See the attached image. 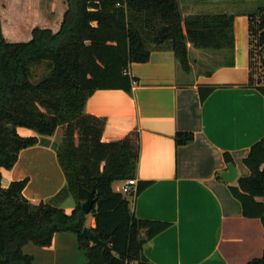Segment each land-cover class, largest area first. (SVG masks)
Returning <instances> with one entry per match:
<instances>
[{
  "label": "trees",
  "instance_id": "1",
  "mask_svg": "<svg viewBox=\"0 0 264 264\" xmlns=\"http://www.w3.org/2000/svg\"><path fill=\"white\" fill-rule=\"evenodd\" d=\"M66 7L55 33L34 27L29 41L8 43L0 30V178L20 151L39 142L18 135L17 128L45 137L61 129L54 148L65 186L58 197L72 198L75 206L67 214L49 203L29 202L22 195L25 180L0 185V264H34L24 247L49 248L57 234L75 237L85 264H151L143 249L170 224L137 218L125 195L111 188L135 179L138 134L102 142L105 119L85 113V103L97 90L130 94L129 66L146 63L153 51L172 52L186 73L190 64L200 73L232 67L235 15L249 18L250 55L264 72V0H66ZM215 89L198 87L200 103ZM255 89L264 100V86ZM174 140L176 146L188 145L193 137L178 133ZM223 158L232 162L226 153ZM242 162L249 176L228 189L242 216L258 219L264 232V136ZM150 184L138 182L136 194ZM91 191L94 227L88 230L109 242L106 250L82 236L81 205ZM248 264H264V247Z\"/></svg>",
  "mask_w": 264,
  "mask_h": 264
},
{
  "label": "crops",
  "instance_id": "2",
  "mask_svg": "<svg viewBox=\"0 0 264 264\" xmlns=\"http://www.w3.org/2000/svg\"><path fill=\"white\" fill-rule=\"evenodd\" d=\"M25 1L26 6L35 3ZM0 6L5 41L27 42L31 32L21 40L22 30L14 29L9 4L0 0ZM64 12L53 25L39 28L57 32ZM249 27L248 17L235 15L232 67L200 73L190 64L186 73L172 52L153 51L146 63L129 66L128 74L134 80L130 94L97 90L85 103V113L105 119L102 142L122 140L131 132L138 134L135 180L151 184L139 194L135 189L125 195L129 209L139 219L170 224L143 249L151 264H248L263 253L261 222L243 217L239 202L228 189L239 177L249 176L242 161L264 136V100L255 89L264 86V72L258 58H251ZM188 48L190 54L195 53L189 44ZM200 86L216 87L203 103L198 96ZM16 132L22 137L36 136L39 142L20 151L10 170H1V187L25 180L22 195L26 200L49 203L69 214L75 202L58 197L65 178L56 158L55 136H38L25 128ZM178 133L192 134V142L176 146ZM224 153L237 172L232 184L219 179L227 166ZM121 184L113 182L112 190L119 192ZM84 227H94L90 215ZM65 235H55L52 245L40 251L52 255L58 240L67 239ZM63 260L72 264L67 257Z\"/></svg>",
  "mask_w": 264,
  "mask_h": 264
},
{
  "label": "rangeland",
  "instance_id": "3",
  "mask_svg": "<svg viewBox=\"0 0 264 264\" xmlns=\"http://www.w3.org/2000/svg\"><path fill=\"white\" fill-rule=\"evenodd\" d=\"M9 4V16L13 22L14 29L21 27L22 39H26L28 33L34 27L50 26L52 22L56 23V19L63 9L66 10V0H35L34 5L26 6V1L6 0ZM23 3V5H21ZM1 9V6H0ZM28 38L26 41H29ZM42 70L36 72V76L40 77ZM62 130L58 129L54 133L55 142L59 143ZM116 187V186H114ZM67 239L58 240L56 249L52 255H49L33 245L24 247V253L30 255L34 259V264H64L62 261L67 257V261L72 264H85L83 251L77 248L76 239L72 234L65 235ZM69 259V260H68Z\"/></svg>",
  "mask_w": 264,
  "mask_h": 264
},
{
  "label": "water",
  "instance_id": "4",
  "mask_svg": "<svg viewBox=\"0 0 264 264\" xmlns=\"http://www.w3.org/2000/svg\"><path fill=\"white\" fill-rule=\"evenodd\" d=\"M236 178H237V172L231 163L227 164L226 171L219 175V179L228 184H232L236 180ZM93 192L94 191L87 193V199L81 205L82 212L86 216L89 215V212L93 205ZM82 236L83 238L89 240L92 245L98 246L105 250L109 248L108 241L107 242L101 241L96 235L91 234L86 227H84L82 230Z\"/></svg>",
  "mask_w": 264,
  "mask_h": 264
},
{
  "label": "built area",
  "instance_id": "5",
  "mask_svg": "<svg viewBox=\"0 0 264 264\" xmlns=\"http://www.w3.org/2000/svg\"><path fill=\"white\" fill-rule=\"evenodd\" d=\"M137 186L135 179H129L123 181L121 186L119 187V192L126 195L129 194L132 190H135Z\"/></svg>",
  "mask_w": 264,
  "mask_h": 264
}]
</instances>
